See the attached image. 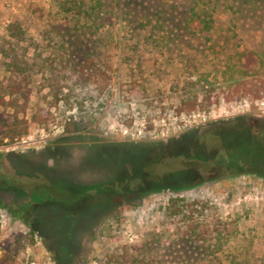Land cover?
I'll return each instance as SVG.
<instances>
[{
    "label": "rangeland",
    "instance_id": "obj_1",
    "mask_svg": "<svg viewBox=\"0 0 264 264\" xmlns=\"http://www.w3.org/2000/svg\"><path fill=\"white\" fill-rule=\"evenodd\" d=\"M67 1L0 0V89L12 62L32 79L28 135L10 143L0 133V255L17 264H205L202 244L182 242L185 219L166 211L180 196L201 203L197 221L236 226L211 245L215 264L264 263V100L228 101L217 88L220 101L209 105L196 73L214 74L236 51L264 54V0H218L214 30L193 41L195 52L167 39L173 28L184 34L190 0H101L92 18L67 13ZM159 9L173 17L168 30L143 28ZM192 93L196 109L179 112ZM2 118L13 120L0 98ZM224 154L231 162L219 166ZM44 191L59 202L19 215Z\"/></svg>",
    "mask_w": 264,
    "mask_h": 264
},
{
    "label": "trees",
    "instance_id": "obj_2",
    "mask_svg": "<svg viewBox=\"0 0 264 264\" xmlns=\"http://www.w3.org/2000/svg\"><path fill=\"white\" fill-rule=\"evenodd\" d=\"M93 1L95 5L86 8L83 3L85 0H70L69 3L67 1V3L63 4V8L67 13H77L80 17L86 16L87 18H92L94 11L101 8L103 4L101 0ZM190 1L189 9L184 12L185 18L182 28L184 34H177L173 28L170 29V37L167 39L171 43L177 44L178 42L192 48L195 52L196 48L193 45V41L201 37H203L201 39L205 40L207 34L213 32L216 23V14L219 12L221 6L218 4V0ZM226 8L231 10V12L235 10L233 5H230L229 7L226 6ZM239 12L240 10H238V13ZM167 18L173 19V17L167 16L165 10L159 9L155 17L148 18V20L141 24L143 28L150 27L152 31L168 30L166 27ZM153 20H155V23H153ZM19 30V26L13 24L8 29V32L12 36H15L16 33H20ZM234 36H238L236 32H234ZM188 38H190L191 41H189ZM213 49L215 50V48ZM192 67L195 68V70H198L196 65H192ZM213 70L214 74L198 73V71H196L199 75V80H204L208 86H210L206 89L207 91H205L204 95V100L207 104L214 105L219 103L222 92H216L217 88L228 92L226 96L228 101L233 98L231 94L239 95L242 98H250L253 101L264 100V54H259L253 51H236L235 57L228 55L223 62L217 60L213 65ZM8 72L12 75L9 78L8 83L1 87L0 98L5 110L12 113L13 120L10 121L7 118H2L0 120V133L3 136V139L9 140L10 143H14L18 139L27 136L29 133L30 124L27 119V111L32 96V79L30 75L27 74L25 66L18 62L9 63ZM210 79H212V81H210ZM192 82L193 83L190 84L194 85V81ZM193 90H196V88L194 87ZM192 94L193 95H189L186 100L182 101L179 106V112H184L186 110L190 112L196 109V94ZM259 137L260 140L264 142V120L260 123ZM0 142H3V140ZM192 153L193 154L190 156L194 163L196 159H198V149H194ZM225 154L218 160L217 164L219 166L231 162ZM203 164L210 165L209 162H204ZM166 177L171 178L173 176L167 174ZM44 194L45 197H41L38 195V192H34L31 196L30 202L19 210V215L28 213L35 205H41L48 202H59V199L49 192L44 191ZM199 204L201 203L195 200H188L185 197H170L166 211L173 218L182 217L185 219L187 229L186 234L181 236L183 238L182 242L186 244L188 242L202 244L204 248L203 262L205 264H215L216 262H220L221 258L211 250V245L214 241H222L226 238L235 237L237 228L232 221L219 219L214 220L215 222L213 220L207 222L197 221L195 214L200 212V209H198ZM236 262V259H234L229 262V264H241ZM0 264H17V261L10 255L4 254L0 255ZM148 264H155V261L150 260ZM250 264L253 263L250 262ZM259 264L264 263L259 262Z\"/></svg>",
    "mask_w": 264,
    "mask_h": 264
}]
</instances>
